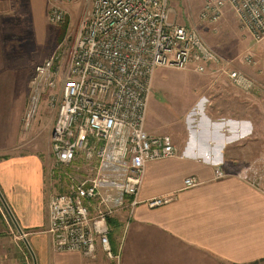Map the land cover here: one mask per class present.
Segmentation results:
<instances>
[{"label":"built area","instance_id":"built-area-1","mask_svg":"<svg viewBox=\"0 0 264 264\" xmlns=\"http://www.w3.org/2000/svg\"><path fill=\"white\" fill-rule=\"evenodd\" d=\"M174 1L91 0L74 43L59 46L34 68L24 123L31 126L43 94L54 90L49 97V108L56 112L51 150L68 184L49 203L45 232L57 251L94 257L101 247L110 264H120L109 219L119 210L133 213L147 162L177 152L171 135L146 129L155 72L175 67L203 73L221 61L197 29L171 19ZM225 9H232L241 27L264 44V0H205L199 20L215 24ZM65 17V10L53 3L50 22ZM244 60L254 62L253 53ZM226 73L242 90L256 87L239 69ZM254 172L247 168L238 175L259 186ZM215 174L227 175L220 167ZM199 183L195 176L185 179L186 187ZM171 199L164 195L145 203L153 208Z\"/></svg>","mask_w":264,"mask_h":264},{"label":"crops","instance_id":"crops-1","mask_svg":"<svg viewBox=\"0 0 264 264\" xmlns=\"http://www.w3.org/2000/svg\"><path fill=\"white\" fill-rule=\"evenodd\" d=\"M49 22V0H0V192L28 240L31 264H107L101 247L91 258L77 251H57L45 232L55 186L48 176L51 147L39 145L38 130L48 111L34 117L29 128L24 118L34 68L50 52H39L41 41L46 47L51 42L45 43ZM232 123L236 134H217L214 128V136L189 134L177 142L172 137L176 154L147 162L133 213L124 209L111 217L120 230L119 236L112 231L110 235L114 251L120 252V264L264 260V185L255 186L238 175L244 164L258 163L264 152L260 137L254 135L258 128L253 119ZM156 127L146 119L148 132L161 131ZM52 131L53 124L46 131L50 140ZM217 167L227 175L217 178ZM190 176L200 183L186 187ZM164 195L172 199L162 206L145 203ZM1 202L0 198V239L8 233ZM17 250L18 262L1 257L6 251L1 249L0 264H29L27 252L21 246Z\"/></svg>","mask_w":264,"mask_h":264},{"label":"rangeland","instance_id":"rangeland-1","mask_svg":"<svg viewBox=\"0 0 264 264\" xmlns=\"http://www.w3.org/2000/svg\"><path fill=\"white\" fill-rule=\"evenodd\" d=\"M204 2L205 0H175L171 19L186 27L197 29L206 43L220 56L221 61L209 65L208 70L203 73H198L192 68L159 67L153 78L147 122L150 125L153 124V127L157 126L156 129L161 131L149 132L167 133L174 138L175 142L189 134L214 136V128L217 134V131H221L230 135L234 131L231 126L233 121L251 118L258 128L254 135L260 137L261 141L258 144L261 151L264 152V44L257 43L252 34L241 27L232 9H225L222 18L215 24L199 20V13ZM53 3H58L65 10L66 17L61 23L49 22L51 28L46 30L45 43L50 40L51 42L46 47L47 44L41 41L39 49L41 55L50 51L47 57L59 46L68 48L74 43L82 16L92 7L91 0H49V11ZM249 52L254 55L252 63H247L244 60L245 54ZM228 69L243 71L255 80L256 87L249 92L235 87L231 84L226 73ZM53 91L49 89L43 94L38 111L34 116L37 118L43 109L48 111L47 116L41 119L38 130V139L41 141L39 145L42 148L51 147V140L46 131L51 124L55 123L54 111L49 108V97ZM152 96H154V101L150 102ZM25 128L29 127L25 125ZM208 130H212V132ZM26 142H28L27 139ZM28 146L29 144L24 145L26 149L29 148ZM48 149L52 153L51 148ZM241 162L237 161L235 164L241 165ZM247 168L253 169L255 171L253 175L257 178L259 185H264V155L262 159L258 160V163L256 161L244 164L239 171ZM63 170L64 168L57 165L51 154L48 176L55 186L52 188L50 185L51 196L67 189V182L60 176V172ZM3 204L1 205L2 214L8 227V233L0 239V251L3 248L6 249L1 257L14 258L13 260L18 262V254L15 253V250L21 246L27 252V258L31 264L32 256L28 252V249L31 248L25 241V234L19 232L17 224ZM113 222H111L112 234L117 237L120 230ZM103 255L107 264H110L111 261L105 252ZM252 264H264V260Z\"/></svg>","mask_w":264,"mask_h":264},{"label":"water","instance_id":"water-1","mask_svg":"<svg viewBox=\"0 0 264 264\" xmlns=\"http://www.w3.org/2000/svg\"><path fill=\"white\" fill-rule=\"evenodd\" d=\"M0 198H1V200L4 202V205H5V207L7 208L8 212H10L11 216L13 217L14 222L17 224V226H18V228H19V232H20L21 234H24L23 231H22V229H21L20 226L18 225V223H17L15 217L13 216L12 212L10 211L8 205L6 204V202H5V200H4V198H3L2 194H1V192H0ZM25 241H26V243L28 244V246L30 247V245H29V243H28V240H27L26 238H25Z\"/></svg>","mask_w":264,"mask_h":264},{"label":"trees","instance_id":"trees-1","mask_svg":"<svg viewBox=\"0 0 264 264\" xmlns=\"http://www.w3.org/2000/svg\"><path fill=\"white\" fill-rule=\"evenodd\" d=\"M64 33H65V32H64ZM111 220H112V218L109 219L110 223H111Z\"/></svg>","mask_w":264,"mask_h":264}]
</instances>
